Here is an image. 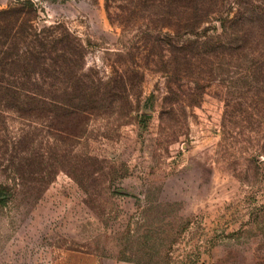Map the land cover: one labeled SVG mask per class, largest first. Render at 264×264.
Wrapping results in <instances>:
<instances>
[{
    "label": "rangeland",
    "instance_id": "obj_1",
    "mask_svg": "<svg viewBox=\"0 0 264 264\" xmlns=\"http://www.w3.org/2000/svg\"><path fill=\"white\" fill-rule=\"evenodd\" d=\"M251 8L0 0V264H264Z\"/></svg>",
    "mask_w": 264,
    "mask_h": 264
},
{
    "label": "trees",
    "instance_id": "obj_2",
    "mask_svg": "<svg viewBox=\"0 0 264 264\" xmlns=\"http://www.w3.org/2000/svg\"><path fill=\"white\" fill-rule=\"evenodd\" d=\"M193 2H196V0H192ZM202 3H206V6L209 4H212L215 0H199ZM239 2V1H238ZM243 4H248V1H243ZM213 11L205 9L206 13L203 14L202 21L205 20V18L211 14V12H214L216 10V7ZM243 9H246V7H243ZM250 14V21L246 24L249 28L246 29H238L237 26L240 24L241 21L237 20V18H231L228 17H222L220 18V23L222 26V29L225 31L226 34L230 33L233 34V40H237L239 43L238 48L244 49L246 48L245 42L254 43L258 39L259 42H256V46H261L260 51L264 52V13L261 14L258 11L248 9ZM208 14V15H207ZM242 14V12L240 13ZM261 20V21H260ZM262 22V24H261ZM244 24V23H243ZM259 44V45H258ZM252 44L249 45V47ZM237 48V49H238ZM255 51V49H254ZM258 51V49L256 50ZM1 65H3V62H0ZM1 81V80H0Z\"/></svg>",
    "mask_w": 264,
    "mask_h": 264
}]
</instances>
